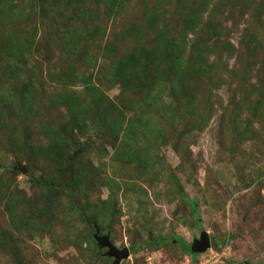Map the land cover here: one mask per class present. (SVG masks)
I'll list each match as a JSON object with an SVG mask.
<instances>
[{
    "label": "rangeland",
    "instance_id": "1",
    "mask_svg": "<svg viewBox=\"0 0 264 264\" xmlns=\"http://www.w3.org/2000/svg\"><path fill=\"white\" fill-rule=\"evenodd\" d=\"M95 228L264 264V0H0V264H114Z\"/></svg>",
    "mask_w": 264,
    "mask_h": 264
},
{
    "label": "water",
    "instance_id": "2",
    "mask_svg": "<svg viewBox=\"0 0 264 264\" xmlns=\"http://www.w3.org/2000/svg\"><path fill=\"white\" fill-rule=\"evenodd\" d=\"M18 170L22 174H26V170L24 167H19ZM94 240L99 248L107 250L105 255L108 258L113 259L114 264H120L121 261L126 260L130 255L129 250L127 248H123L119 250L114 245H112V243H110L108 237L99 235L98 229H96ZM209 248H210L209 237L206 233L202 232L200 239L195 240L190 245V252L194 254H202Z\"/></svg>",
    "mask_w": 264,
    "mask_h": 264
},
{
    "label": "trees",
    "instance_id": "3",
    "mask_svg": "<svg viewBox=\"0 0 264 264\" xmlns=\"http://www.w3.org/2000/svg\"><path fill=\"white\" fill-rule=\"evenodd\" d=\"M69 185L72 187L71 184H69ZM191 206H192L191 208H192L193 215H196L198 213V210H197V207L195 206V203L194 202H191ZM94 231L96 232V228L94 229ZM150 242L152 243V245L154 246V248H157V247H159V245H161V243H159L158 241H150ZM180 246H181V249H182L181 251L183 253L189 254L191 257H194L196 255V254L190 252V246L189 245H186L185 243H183Z\"/></svg>",
    "mask_w": 264,
    "mask_h": 264
},
{
    "label": "built area",
    "instance_id": "4",
    "mask_svg": "<svg viewBox=\"0 0 264 264\" xmlns=\"http://www.w3.org/2000/svg\"><path fill=\"white\" fill-rule=\"evenodd\" d=\"M212 254H214V253H212ZM217 255V254H216ZM143 259V264H162V262H161V259H159V261H154L151 257H143L142 258ZM209 260H214L215 259V257H210V258H208ZM208 260L207 259H203V261H201V263L200 264H208ZM220 264H224L222 261H220L219 262ZM182 264H192V262H191V260H186V261H184V263H182Z\"/></svg>",
    "mask_w": 264,
    "mask_h": 264
}]
</instances>
